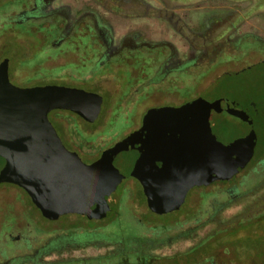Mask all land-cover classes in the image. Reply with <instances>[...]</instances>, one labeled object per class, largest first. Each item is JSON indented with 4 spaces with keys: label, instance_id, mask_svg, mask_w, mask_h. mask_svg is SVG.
<instances>
[{
    "label": "rangeland",
    "instance_id": "1",
    "mask_svg": "<svg viewBox=\"0 0 264 264\" xmlns=\"http://www.w3.org/2000/svg\"><path fill=\"white\" fill-rule=\"evenodd\" d=\"M152 1L157 7H164L165 3L161 0ZM249 1H253V8L260 9L250 16L242 9ZM58 2L68 4L73 11H79L88 1H54L55 4ZM167 2L169 10L184 16L192 29H201L210 19H217L212 28L213 32L217 31V39H221L219 33L221 30H228L230 22L236 24L238 29L236 37L251 29L264 38V0H167ZM31 5V0H0V61L4 53L14 54L15 49L8 46L12 37L16 38L14 44L21 46L20 49L23 50L21 53L25 52L23 56H17L9 61L10 81L18 86L48 82L62 85L77 84L78 78L87 73L86 68L79 66V59L84 54L86 43L78 39L79 42L72 47L73 49L53 51L43 46L56 36V27L47 30L44 25L32 23L25 26L29 27L34 36L29 31L17 32L18 26L13 24L18 11L28 9ZM97 10L104 14L109 25L114 28L115 38L132 30L137 31L140 37L145 35L147 39L157 40L163 35L160 31L167 28L165 19L160 17L132 19L127 18L124 12L108 14L99 7ZM212 21L214 20L209 23ZM46 34L48 40L45 42ZM174 41L177 44L178 38ZM233 41L231 38V42ZM230 45L232 44L228 43L223 47L225 52H234ZM66 46L68 47L69 43H66ZM249 48L257 51L262 48L261 52L264 53V47L246 39L237 49L241 50L240 53L231 57L235 61H229L224 52L216 46L209 55L215 58L212 65L197 69L188 68L175 75L176 77L169 76L156 84L148 83L147 77L151 75L153 63L149 57H143L145 50H137L132 59L125 58V53L123 56H115L111 67L107 63L100 71L102 74L105 73L100 78V84L107 93L105 92L100 114L91 122V127L87 125L89 133L86 132V138L83 140L90 150L87 161L96 158L103 149L137 128L148 107L178 105L182 101L196 97L210 101L223 96L248 108L254 122L256 145L259 151L263 150L264 153V62L258 61L252 65L247 63L249 57L244 56L243 52ZM251 57L257 59L258 52ZM222 62L225 64L221 66ZM65 115L70 116L68 118H72L79 129L86 127L76 116L68 113ZM62 141L66 147H71L64 137ZM250 162L244 165L245 170L242 169L224 184H209L202 189L199 187L190 189L179 207V213L174 211L165 213L163 221L153 225L141 221L133 211L132 185L124 187L114 210L108 211L100 220L93 219L87 222L84 216L73 214H64L54 220L45 219L30 203L23 189L11 184H0V263L14 256L27 258L25 253L30 252V249H25L23 239H30L32 245L39 246L49 241L54 232L61 235L59 240L63 237L74 238L80 234H85L87 239L81 240V243L75 240L76 246L50 255L45 264H55L54 262L63 260H68L69 264H77V259H87L112 250L122 253L134 252L139 249L142 239H153L155 231L164 230L166 227L170 229L160 232L166 241H151L152 243H148L149 245L145 243L144 246L152 254L182 253L214 230L228 227L227 230L215 235L227 246L222 249L220 246L212 253L214 262L201 260L197 264H237L236 262L240 261L241 264H264V174L255 177ZM258 167L257 165V170ZM221 189L231 191L233 193L231 198ZM245 216L250 220L243 223V220L238 221ZM77 225L80 226L76 227ZM87 226H92V229H87ZM94 227L96 229H93ZM255 236L257 241L252 238ZM32 257L33 254L28 255V259ZM72 259H76L75 262L70 261Z\"/></svg>",
    "mask_w": 264,
    "mask_h": 264
},
{
    "label": "water",
    "instance_id": "2",
    "mask_svg": "<svg viewBox=\"0 0 264 264\" xmlns=\"http://www.w3.org/2000/svg\"><path fill=\"white\" fill-rule=\"evenodd\" d=\"M102 96L75 86H18L0 61V183L22 188L47 219L79 214L101 219L114 210L128 181L133 211L158 224L188 191L228 181L253 155L252 116L227 97H196L149 107L140 125L91 162L68 149L48 113L69 110L94 121Z\"/></svg>",
    "mask_w": 264,
    "mask_h": 264
},
{
    "label": "flooded vegetation",
    "instance_id": "3",
    "mask_svg": "<svg viewBox=\"0 0 264 264\" xmlns=\"http://www.w3.org/2000/svg\"><path fill=\"white\" fill-rule=\"evenodd\" d=\"M54 1L55 0H31L32 5L28 9H21L18 11L17 19L14 21L13 25L19 26L38 23L41 26L44 25L43 27L47 30L53 26L56 27V36L51 40L49 39L48 43L43 46L53 49V51H59L62 49L68 50L70 48L73 49L72 47L79 42L77 41L78 39H80V42L83 40V42L86 43V46H84V54L80 56L79 66H81V68H86L87 73L78 78L77 84L70 83L71 85L67 86H75L85 90L95 91L92 88H87V82L94 83L99 89L95 92L102 96V101L107 92L102 89V85L100 84V78H102L105 74H102L100 71L107 63H109V66L111 67L112 59L115 56H123L125 53V58L132 59L137 50H145L143 52L145 56L143 57H149L153 63L151 66V75L147 77L149 80L148 83L153 82L156 84L166 80L169 76L174 75L173 77H176L175 75H179V73L186 71L188 68L197 69L198 67L212 65L214 63L213 59L215 58H211L209 55L210 53H213L216 46L224 52V55L229 58V61H235L234 59H231V57H234L236 53H240L239 51L241 50L237 49L240 47L243 40L249 39L251 42L258 43L260 46L264 47V38H262L261 35L255 31L252 32L251 29L236 37L238 29L236 28V24L233 22H230L227 26L228 30H221L219 32L221 34V39H217V31H212V28L214 27L213 23H216V21H218L217 19H210L206 24H204V26H202L201 29H192L188 20L184 16L169 10L170 7H167V0H161V2L165 3L163 8L157 7L152 0H87V4H84L79 11H73L66 3L58 2L55 4ZM253 6V1H249L248 4L243 5L242 9L246 15L250 16L260 10L258 9L259 7L253 8ZM98 7L101 8L104 13L108 14H118L124 12L126 13L127 18L130 17L132 19H135V17L145 19L160 17L165 19L167 28L160 31L163 32V35L157 40L147 39V36L145 35L140 37L137 31L135 32L132 30L127 31L123 36L115 38L113 34L114 28L110 26L107 19L104 18V14L97 10ZM234 17H236V15H234ZM211 20L214 21L209 23ZM44 38L46 42L48 40L47 34ZM176 38H178L177 44L174 41ZM231 38L234 39L233 42H231ZM66 43H69L68 47L66 46ZM228 43L232 44L230 47L234 52L228 53V51H224L223 47ZM94 47L96 48L94 49ZM260 49L262 50V48ZM261 50L257 51L256 49L249 48L243 52L244 56L249 57L247 63L252 65L258 61L264 62V53H262ZM255 52H258L259 54L257 59H253L251 57V55ZM223 64L225 63L222 62L221 66ZM244 65H242V67ZM48 83L60 84L56 82ZM102 101L101 105L103 103ZM182 102L178 103V105ZM100 111L98 115L100 114ZM246 111L251 114L248 108H246ZM69 112L71 111L54 109L48 113V117L56 128L57 133L59 135L60 133L62 134L60 135L61 139L64 137L65 141L71 145V147L67 148L80 152L84 162H91L98 156L90 161H87V154H90V150L87 149V144H85L81 139L79 140L74 137H68L62 129V126H66L65 117L62 116H65V113L70 114ZM73 114L78 117L79 120L83 121L85 126H87V120L75 113ZM67 126L69 127L68 124ZM86 132L87 131H85V133ZM84 157H86V160H84ZM0 184L15 185L7 182ZM128 185H131V181H128L125 186L128 187ZM37 209L38 208H36V210ZM37 211L41 215L40 211ZM60 236L61 235L59 233L54 232L49 241H46V243H42L39 246L32 245L30 239H23L25 249H30V252L25 253L27 258L14 256L9 259L2 260L0 264H45V262H47V257L50 255L57 254L65 248H69L71 246L74 247V245L76 246L75 240L81 243V240L87 239L85 234H80V236L78 235L74 238L63 237L59 240ZM29 254H33V257L30 259H28ZM56 262V264H69L59 263V261Z\"/></svg>",
    "mask_w": 264,
    "mask_h": 264
},
{
    "label": "trees",
    "instance_id": "4",
    "mask_svg": "<svg viewBox=\"0 0 264 264\" xmlns=\"http://www.w3.org/2000/svg\"><path fill=\"white\" fill-rule=\"evenodd\" d=\"M33 27H35V26H33ZM17 28H18L17 32L24 31L27 33L29 31V29H28L29 27H27L25 25H19ZM29 32L31 33L32 36H34L33 33L31 32V30ZM10 41L11 42L8 44V46L13 47L15 49V52H14V54H11L9 52L4 53V51H3V53H4L3 58H5V57L8 58V61L14 60L17 56H23L25 54V52L21 53V51L23 52V50L20 49L21 46L14 44L16 42L15 37L10 38ZM87 88H92L95 91L99 90L98 87H96L94 83H90V82L87 83ZM52 112L55 113L54 111H52ZM69 113L74 115L71 112H69ZM62 117H65L64 119L66 121V126H62V129L68 137H74V138L77 137V139H79V140L80 139L84 140V138H86V135L89 133V132H87V134L85 133V131H87V126L84 127V129H82V128L79 129L76 126V124H74V120H72V118H68L70 116L66 117V115H65ZM79 121H81V120H79ZM81 122H83V121H81ZM67 124L69 125V127L67 126ZM88 124H89V127H91L92 123L87 122V125ZM253 124H254V122H253ZM77 128H78V130H77ZM89 138H91V137H89ZM256 144H257V138H256L255 146H254L253 155L250 158V160L245 164V166L251 161L250 162L251 163L250 168L251 167L253 168V171L255 173L254 174L255 177L256 176L260 177L261 175L264 174V153H263V150L259 151L260 149L258 148V146ZM257 165L259 166L258 170L256 168ZM242 169L240 171H242ZM243 170H245V169H243ZM228 181H226V182H228ZM217 183L224 184L225 182H223L221 180H216V181L212 182L211 184H217ZM198 187L200 189L204 188V186H198ZM235 190H236V187H235ZM221 191H223L225 195L228 194L227 196L229 198H231V196L233 195V193L231 191H229L228 189H221ZM30 203L35 207V205L31 202V200H30ZM174 212L179 213L180 208H178L177 210H174ZM73 215H79V214H73ZM258 215H260V214H258ZM256 218H258V217H256ZM86 219H87V222L93 221V219H88V218H86ZM175 219L177 221V218H175ZM96 220H100V219H95V221ZM247 220H250V218L245 216V217H241L238 221H240V222L242 221V223H243L244 221L246 222ZM176 221H173V222H176ZM176 223H178V222H176ZM78 226H80V225H77L76 227H78ZM227 228L228 227L214 230L212 233H209L208 235L204 236L202 238V240H200V242L193 245L190 249H188L187 251L182 252V253H174V254H170V255L152 254L150 251H148L147 247L144 246L145 243L148 244L151 241L152 242H154V241H159V242L166 241V238L163 235H160L161 234L160 232H162V231L164 232L166 230L168 231L170 229V228L166 227L164 230H159L158 232L155 231V234H153L155 238H153V239H148V238L142 239L139 249L137 248L134 252L122 253L120 251H115V250L113 251L112 250V251H106V253L101 254V255L88 257L87 259H77V260L75 259V260L77 261V264H117V263H121V264H128V263H134V264H197L201 260L202 261L208 260V261H210V263H213L214 260H212L213 259L212 253L216 249H218L220 246H222L221 249L225 248L227 246V245H223L221 243L222 240H219L218 238H216L215 235H216V233H219L220 231L227 230ZM87 229H92V226H87ZM93 229H96V228L94 227ZM252 238L256 239V241H257V236L252 237ZM261 241L263 242V239H261ZM232 245H234V244H232ZM235 249H236V247H235ZM75 260L72 259L70 261L75 262ZM54 263L56 264L57 262H54ZM59 263H69V261L63 260V261H59ZM236 263L241 264L242 262L240 261V262H236Z\"/></svg>",
    "mask_w": 264,
    "mask_h": 264
}]
</instances>
